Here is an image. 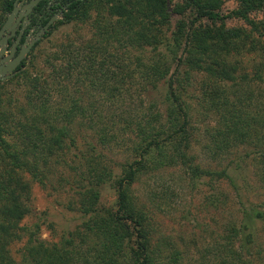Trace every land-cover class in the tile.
Masks as SVG:
<instances>
[{"label": "trees", "instance_id": "obj_1", "mask_svg": "<svg viewBox=\"0 0 264 264\" xmlns=\"http://www.w3.org/2000/svg\"><path fill=\"white\" fill-rule=\"evenodd\" d=\"M13 1L0 0V27ZM236 1L238 6L223 16L222 0H181L176 6L177 13L189 10L193 17L189 23L179 21L168 36L170 12L166 0H72L43 36L57 25L79 19L88 22L89 39L79 46L74 45V40L61 42L60 50L52 54L46 75L23 68L0 81V109L5 105L1 88L4 83L18 79L25 82L23 88L29 104L28 119L21 121L19 115L17 119L11 113H3L0 119V165L3 166L0 169V264H183L180 252L163 258L159 245L152 243L154 230L149 221L152 213L139 204L132 184L138 173L147 168L153 150L160 156L170 150L169 160H179L190 178L225 177L236 187L226 169L211 171L192 165L186 154L192 125L182 93L194 73L202 74L196 95L200 106L216 115V126L207 130L211 139L208 146L216 153H224L239 144L253 142L259 147L256 161L264 180V88L253 86L264 84V17H250V13L264 8V0ZM229 16L245 20L248 27H228L225 19ZM133 48H151L157 54L146 59L134 56L135 61H129L127 55ZM246 55L256 57L251 74L240 71L244 69L239 66L240 58ZM173 63L176 66L171 72ZM24 64L25 61L21 66ZM166 78L164 115L150 111L142 117L136 116L133 122L138 139L134 149H138L140 158L127 165L123 176L114 179L116 208L99 207L97 187L114 176L109 167L90 158L84 173L86 183L73 190L77 209L88 217L83 222V233L74 230L70 233L74 239L63 244H46L34 231H27L23 250L19 257L14 256L10 246L21 240L23 231L29 230L20 224L30 212L31 190L30 183L21 178L22 169L30 170L42 182L49 165L57 162L67 149L64 139L71 136L68 125L79 116L93 118L94 105L88 106L89 101H84L82 93L95 90L110 97L127 83L143 91L147 86L156 87ZM255 90L259 92L254 94ZM254 100L260 107L252 116L247 107ZM19 110L24 114V107L19 106ZM101 122L103 119L98 114V123ZM15 130V135L19 138V133L25 140L21 149L16 142L6 140ZM110 134V125L100 127V139H110ZM35 139L43 141L44 149L40 152L36 151ZM159 161L152 162V166H160ZM165 192L158 195L161 200ZM242 205L240 220L227 223L220 233L211 236L213 242L199 251L198 264H255L254 259L244 258V254L255 256L251 253L259 248L254 222L264 223V208ZM213 258L217 263L211 262Z\"/></svg>", "mask_w": 264, "mask_h": 264}, {"label": "rangeland", "instance_id": "obj_2", "mask_svg": "<svg viewBox=\"0 0 264 264\" xmlns=\"http://www.w3.org/2000/svg\"><path fill=\"white\" fill-rule=\"evenodd\" d=\"M166 2L170 12V28L166 32L170 36L179 21L189 23L193 16L189 10L177 13L176 6L181 0ZM237 6L236 0H222L220 13L227 16ZM94 13L91 11V14ZM250 17L263 18L264 8L250 13ZM60 18L61 14L55 22ZM205 21L203 20V25L207 24ZM225 23L228 27H248L245 20L232 16L226 18ZM90 35L88 22L79 19L55 26L47 36L38 41L32 54L28 55L29 64L25 68L31 73L46 75L52 54L60 50L61 42L74 40V45L79 46L84 44ZM155 54L157 51L151 48H133L129 49L127 57L129 61H135L134 56L146 59L153 58ZM254 58L256 57L250 55L241 57L239 66L244 69L240 71H248L251 74ZM175 66L176 63H173L171 72ZM201 78L202 74L194 73L186 91L182 93L192 125V137L186 154L190 157L192 165L211 171L226 169L234 178L236 187L225 177H202L198 180L190 178L179 160H169L168 146L166 149L169 151L165 150L167 152L164 155L160 156L154 150L150 153L151 159L147 160V164L145 162L147 168L138 173L132 184V191L139 204L152 213L149 218L154 230L151 235L152 243L159 245L163 258L173 257V253L180 252V261L183 264H198V258L201 256L199 251L213 242L214 238L211 236L220 233L227 223L240 220L242 204L248 208H264V180L256 161L259 147L251 142L239 144L224 153H216L208 146L211 145V139L207 130L216 126V115L200 106L196 98L200 91ZM18 80L4 83L1 88L5 105L0 109V119L3 113H11L13 118L16 116L17 119L19 115L21 121L28 119L29 104L25 96L26 90L23 88L25 82L23 79ZM167 80H161L156 87L147 86L143 91L141 87L130 82L116 90L112 97L95 90L82 93L85 94L84 101H89L88 106L94 105V110L91 109L93 118L87 115L79 116L68 125L71 136L64 139L67 149L60 154L57 162L49 165V171L42 182H38L30 170L22 169L21 178L30 183L31 190L28 200L30 212L20 224L29 230L23 231L21 240L13 242L10 246L14 256L19 257V252L23 250L27 231H34L35 236L46 244H63L74 239L70 235L74 230L83 233V222L88 217L77 209L73 190L86 183L84 173L90 158L98 159L102 165L109 167L114 176L97 187L100 193L99 207L103 210L116 208L117 189L114 179L123 176L127 165L140 158L138 149H134L138 139L133 122L136 116L142 117L150 111L164 115ZM259 85L254 83V89L264 88V84ZM255 91L257 92L254 94L259 92ZM77 94L79 93L76 92V96ZM19 106L24 107V114H20ZM259 107L254 100L247 110L255 116ZM98 114L103 119L101 123H98ZM107 124L110 125L112 138L100 139V127ZM15 134L16 130L14 134H9L6 140L10 143L16 142L17 148L21 149L25 140L21 139L19 133V138ZM35 144L38 145L36 151L44 149L42 140L35 139ZM157 160L162 161H159L160 166H152L153 163H158ZM42 183L44 185H41ZM163 190L166 192L161 200L158 195ZM254 226L260 245L251 253L255 256L245 253L244 258L254 259L255 264H264V223L255 220ZM77 241L80 239L77 238ZM214 261L217 263V259L211 260Z\"/></svg>", "mask_w": 264, "mask_h": 264}, {"label": "water", "instance_id": "obj_3", "mask_svg": "<svg viewBox=\"0 0 264 264\" xmlns=\"http://www.w3.org/2000/svg\"><path fill=\"white\" fill-rule=\"evenodd\" d=\"M18 0H15L13 3V9L11 12L8 13L3 25L0 28V81H4L10 77H12L14 74L25 68L29 64V59L26 58L25 64L20 66L21 61L24 59V57L31 51L32 47L35 45V43L41 38V36L44 34V32L48 29V27L55 22V20L58 18V15H55L51 17V19L46 23V25L40 29L35 36L30 38L29 40L25 41V44L18 50V53L16 54L17 44L19 42V38L21 37V32L18 35V38L16 41L12 42L10 47H8V39L9 35H7L6 30L7 29H13V33L15 31V25L20 20L22 15H26L27 12L31 9L33 5H35L38 0H31L28 4L25 5V8H27V12L20 11L19 17L17 21H15V16L17 12L20 9L21 4H17ZM25 21H28V19H25ZM12 33V34H13Z\"/></svg>", "mask_w": 264, "mask_h": 264}, {"label": "flooded vegetation", "instance_id": "obj_4", "mask_svg": "<svg viewBox=\"0 0 264 264\" xmlns=\"http://www.w3.org/2000/svg\"><path fill=\"white\" fill-rule=\"evenodd\" d=\"M14 1H13V3H14ZM30 1L31 0H18L17 1V4H21V6H20V9L15 16V21H17V19H18L20 11H22V12L28 11L27 8H25V5L28 4ZM71 2H72V0H38V2L31 7V9L27 12L26 15L21 16L20 20L15 25L14 33H13V29H7L6 30L7 35L10 36L8 39V47H10L12 42L17 40L18 35L21 32V37L19 38V42L17 44V49L15 52L17 54L18 50L25 44V41H27V39L29 40L30 38L35 36V34L46 25V23L51 19V17L58 15V14L59 15L62 14V12L65 10V8H67V6L71 4ZM12 9H13V4H12V8L9 12H11ZM8 13H7V15H8ZM7 15H6V17H7ZM6 17H5V19H6ZM25 19H28V21H25ZM43 35L41 36V38L43 37ZM28 54L24 57V59L21 61V63L23 61H25L26 58H28ZM21 63L19 66H21ZM19 66H18V68H19Z\"/></svg>", "mask_w": 264, "mask_h": 264}]
</instances>
